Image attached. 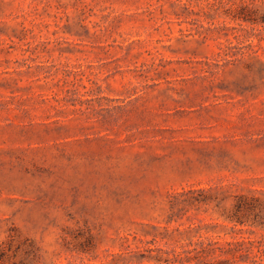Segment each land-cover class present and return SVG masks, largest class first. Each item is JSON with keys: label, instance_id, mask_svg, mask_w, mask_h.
I'll return each mask as SVG.
<instances>
[{"label": "rangeland", "instance_id": "374dc122", "mask_svg": "<svg viewBox=\"0 0 264 264\" xmlns=\"http://www.w3.org/2000/svg\"><path fill=\"white\" fill-rule=\"evenodd\" d=\"M240 195L264 211V0H0V264H264Z\"/></svg>", "mask_w": 264, "mask_h": 264}, {"label": "trees", "instance_id": "16d2710c", "mask_svg": "<svg viewBox=\"0 0 264 264\" xmlns=\"http://www.w3.org/2000/svg\"><path fill=\"white\" fill-rule=\"evenodd\" d=\"M228 15L232 16V19L234 20H242V21H246V22H251V23H255L256 20H254L249 14H250V10L247 8H241L240 10H235V12L233 13V11H227ZM233 14V15H232ZM259 204V199L256 197L251 198V200L244 195H240L237 196V201L235 203V211L232 215H229V218L233 221H235V223L237 224H241V225H246L247 223H249L250 220H252V224H255L256 222H260L261 224H263V213L264 211H257V207ZM263 212V213H261ZM254 214V219H251L252 215ZM261 218V219H259ZM261 220V221H259ZM195 250H190L188 251V253H191ZM202 253V254H199ZM206 253V249L202 250L201 252H198V255H192L187 257L185 260L188 262H191L193 260L198 259V261L200 262V259L202 258L203 254ZM204 259V258H203ZM2 260V257H0V261ZM231 262H229V260L227 259H221L218 260L217 263L214 264H229Z\"/></svg>", "mask_w": 264, "mask_h": 264}]
</instances>
